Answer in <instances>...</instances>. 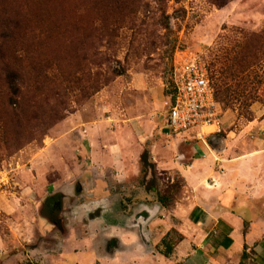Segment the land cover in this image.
I'll return each mask as SVG.
<instances>
[{
	"label": "rangeland",
	"instance_id": "374dc122",
	"mask_svg": "<svg viewBox=\"0 0 264 264\" xmlns=\"http://www.w3.org/2000/svg\"><path fill=\"white\" fill-rule=\"evenodd\" d=\"M182 50L202 52L215 87L229 91L219 97L222 131L211 148L227 132H250L243 143L264 139V0H0V171L17 208L0 210V264H91V256L61 258L63 235L73 232L84 255L91 244L103 250L115 208L161 205L140 168L97 163L89 136L101 124L106 149L104 135L117 140L132 115L150 131L168 130L165 101ZM178 138L180 151L195 141ZM157 177L162 190L170 186L172 211L186 182L177 170ZM103 180L121 201L89 194ZM78 182L83 195L58 228H39L35 201Z\"/></svg>",
	"mask_w": 264,
	"mask_h": 264
},
{
	"label": "crops",
	"instance_id": "0c3cea01",
	"mask_svg": "<svg viewBox=\"0 0 264 264\" xmlns=\"http://www.w3.org/2000/svg\"><path fill=\"white\" fill-rule=\"evenodd\" d=\"M165 105L168 124V101ZM100 127L101 124L96 125L89 136L91 154L97 163L121 172H126L131 165L139 171L141 155L147 149L156 169L177 170L181 174L186 182V194L172 211L161 206L160 217L149 221L148 245L143 243L138 228L127 226L139 209L125 212L115 208L116 216L102 228L103 250L90 243L89 252L84 255L79 248L84 251L85 245L81 247L73 239L74 233L69 232L62 237V259L76 255L79 258L91 256V264H264V139L254 137L243 143L250 132L242 131L238 135L227 132L219 145L211 148L208 141L194 135L173 136L169 125L168 130L162 127L150 131L146 122L136 120L132 115L117 140L104 135L108 138L104 140L107 147L104 149L98 135ZM179 136L195 141H187L190 142L187 148L180 151L177 150ZM218 137L216 133H208L207 140ZM183 157L190 160L183 161ZM125 158L130 161L125 162ZM7 184L9 176L6 171H0V210L16 211V202L9 196ZM107 184L105 180L93 183L89 194L97 195V199L105 204L106 200L113 204L121 201L110 193ZM31 186H22L24 198L33 192ZM35 203H39V210L40 201ZM23 207L27 208L26 205ZM38 221V227L47 231L46 222ZM171 229L179 233L181 240L172 253L165 256L157 246ZM98 235L95 227L90 236L96 238ZM1 245L3 239L0 237V248Z\"/></svg>",
	"mask_w": 264,
	"mask_h": 264
},
{
	"label": "built area",
	"instance_id": "2783aa9c",
	"mask_svg": "<svg viewBox=\"0 0 264 264\" xmlns=\"http://www.w3.org/2000/svg\"><path fill=\"white\" fill-rule=\"evenodd\" d=\"M174 101H168V125L176 135L208 141L222 131L219 103L209 64L202 52L182 50L174 60Z\"/></svg>",
	"mask_w": 264,
	"mask_h": 264
},
{
	"label": "trees",
	"instance_id": "16d2710c",
	"mask_svg": "<svg viewBox=\"0 0 264 264\" xmlns=\"http://www.w3.org/2000/svg\"><path fill=\"white\" fill-rule=\"evenodd\" d=\"M174 85V83H173ZM174 86H173V91L170 94V101H174ZM228 89L221 90L220 87L216 88L215 87V99L219 103V97L221 99H225L222 97L223 94L228 93ZM211 138H209L210 140ZM210 142V141H209ZM141 184L142 186H145V188L148 191L156 192L157 193V198L158 201L160 202L161 206L164 208H168L171 203H172V191H170V186H165L164 190L160 188V180L157 177V169L155 163L151 161V156L149 151L146 149L142 155H141ZM173 189H176V186H173ZM181 240V236L179 233L171 229L170 231L167 232V234L162 238L160 241L159 245L157 246V249L164 254L165 256H169L175 245Z\"/></svg>",
	"mask_w": 264,
	"mask_h": 264
},
{
	"label": "flooded vegetation",
	"instance_id": "af4514ba",
	"mask_svg": "<svg viewBox=\"0 0 264 264\" xmlns=\"http://www.w3.org/2000/svg\"><path fill=\"white\" fill-rule=\"evenodd\" d=\"M70 186L67 189H60L45 195L39 205L38 218L42 223L46 222L49 229L58 228L64 210L73 206L83 195L81 183L72 185V188Z\"/></svg>",
	"mask_w": 264,
	"mask_h": 264
},
{
	"label": "water",
	"instance_id": "95a60500",
	"mask_svg": "<svg viewBox=\"0 0 264 264\" xmlns=\"http://www.w3.org/2000/svg\"><path fill=\"white\" fill-rule=\"evenodd\" d=\"M161 205L155 204L150 207L147 204H142L139 210L134 213L127 226L138 228L140 237L145 245H148L150 235L147 231V225L151 219H153L159 212Z\"/></svg>",
	"mask_w": 264,
	"mask_h": 264
}]
</instances>
